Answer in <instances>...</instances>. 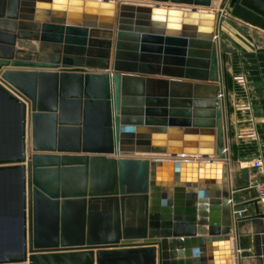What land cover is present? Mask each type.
Segmentation results:
<instances>
[{
	"label": "water",
	"instance_id": "obj_1",
	"mask_svg": "<svg viewBox=\"0 0 264 264\" xmlns=\"http://www.w3.org/2000/svg\"><path fill=\"white\" fill-rule=\"evenodd\" d=\"M132 1L0 0V112L19 129L0 264H234L216 34L264 0Z\"/></svg>",
	"mask_w": 264,
	"mask_h": 264
},
{
	"label": "crops",
	"instance_id": "obj_2",
	"mask_svg": "<svg viewBox=\"0 0 264 264\" xmlns=\"http://www.w3.org/2000/svg\"><path fill=\"white\" fill-rule=\"evenodd\" d=\"M140 1L143 3L149 2L147 0ZM216 9H218V3L215 4L214 10ZM230 12L232 17H229V15L225 13L224 18H232V22L235 21L234 25L237 26L238 29L233 26L232 23L226 21L223 23V17L222 20H220V27L222 25V30L229 34L227 37L229 38L230 44L228 45H230V48L234 46V49H236L235 51H229V58L231 54L236 53L238 60L241 61L243 68L248 74L258 122L261 154L264 159V17L242 6L240 3H237ZM50 50L51 49H49V51ZM1 108L0 157H6L17 152L19 129L17 125L16 108L10 105H4V107ZM239 151V147L235 145L232 159L228 162L231 174V188L236 201V207L246 209V216L235 218V225L232 231L231 240L235 245L234 264H264V217H254V215H256V204L254 203L256 195L255 190L248 185H239L235 182L238 176L234 171L236 167L242 166L241 158L248 156L251 150L248 151L245 149V152L242 150L244 155H241ZM169 158L173 157L170 156ZM243 163L245 165L249 164L248 162ZM233 176L237 178L234 180ZM257 176H262L259 170H255L254 175H249L250 179H254ZM4 177L8 180L9 185L11 183L13 189L17 188L18 190V198L15 200L16 208L13 207L14 210H11L15 212L19 200L18 177L5 175ZM259 209L264 215L260 207ZM8 221L12 223L14 229L17 227L14 221ZM10 248H12L11 245L7 247L5 245H3V247L2 245L0 246V250H4V252H6V249ZM237 249L245 250L240 251Z\"/></svg>",
	"mask_w": 264,
	"mask_h": 264
},
{
	"label": "built area",
	"instance_id": "obj_3",
	"mask_svg": "<svg viewBox=\"0 0 264 264\" xmlns=\"http://www.w3.org/2000/svg\"><path fill=\"white\" fill-rule=\"evenodd\" d=\"M113 2H124L125 0H108ZM129 1V0H127ZM141 2V1H140ZM214 10V9H213ZM218 9L214 10L217 11ZM216 36L220 37V31ZM220 41V39H219ZM234 54H231L230 62L226 61L227 75L230 78V84L227 88L222 79V89L219 93L225 107V122L227 141L225 150L229 155V161L233 156L234 146L239 147V153L244 155V150H251L248 156L241 158L242 163L248 162L250 167L259 170L262 176L254 178L248 185L255 190V200L258 202L261 211L264 213V159L261 154L260 137L258 131V122L255 113V106L252 97V90L248 79V74L243 68L241 61L234 60ZM242 150L244 152H242ZM228 161V162H229ZM235 218L246 216L245 208H237L236 201L231 198ZM232 237V236H231ZM245 250V249H237ZM232 251L235 255V245L232 243Z\"/></svg>",
	"mask_w": 264,
	"mask_h": 264
},
{
	"label": "rangeland",
	"instance_id": "obj_4",
	"mask_svg": "<svg viewBox=\"0 0 264 264\" xmlns=\"http://www.w3.org/2000/svg\"><path fill=\"white\" fill-rule=\"evenodd\" d=\"M129 1L134 2L132 0H129ZM124 2H127V0H125ZM140 3H143V2H140ZM232 8L233 7H227V9L225 10V13L228 14L229 17H232L230 15L231 13L230 11H232ZM200 10H203V8H200ZM224 17L225 16H223V21H222L223 23L226 21V22L232 23L233 26H235L234 25L235 21L232 22L231 20L232 18H229V17L224 18ZM235 27L238 29L237 26ZM219 31H220V37H219L220 48H221L222 55L223 57L225 56L226 61L230 62L228 53H230L229 51H235L236 49H234L235 48L234 46L230 48V45H228L230 44L229 38L227 37L229 36V34H227V32H225L224 30H222V25L220 27V24H219ZM233 58L234 60H238V56L236 53L233 55ZM242 166L236 167L234 172L237 174L238 178L236 176L235 177L233 176V178L234 180L235 178H237L235 182L239 185H250L254 179L253 178L250 179L249 175H254L255 170L252 167H250V164L245 165L244 163H242ZM17 191H18L17 188L13 189V186L11 185V183L9 185L8 180L6 179V177H4V175H0V246L2 245V247L3 245L7 247L12 244L13 238L15 237L14 236L15 230H17V228L14 229L12 223H10L6 219L8 217L2 216L3 214H11V212H13L11 210H14L13 207H15V204H16L15 200H17L18 198Z\"/></svg>",
	"mask_w": 264,
	"mask_h": 264
},
{
	"label": "bare ground",
	"instance_id": "obj_5",
	"mask_svg": "<svg viewBox=\"0 0 264 264\" xmlns=\"http://www.w3.org/2000/svg\"><path fill=\"white\" fill-rule=\"evenodd\" d=\"M138 1H140V0H138ZM217 3H219V2H217ZM200 8H203V10H201V11H206V10H213V8L211 7H209V8H206V7H200ZM138 155H143V156H145V154L144 153H138ZM147 155V154H146ZM151 155V154H150ZM153 156L154 157H156V156H162L163 157V155H154L153 154ZM170 156H172V155H170ZM170 156H168V158L170 157ZM147 157H151V156H147ZM164 157H167L166 155L164 156ZM178 157H180V158H184V157H187V158H189V159H191V161H202V160H205L204 158H202V157H200V156H198V155H193V156H178ZM214 156H211V157H209V158H213ZM175 158H177V157H173V158H170L171 160H174ZM213 159H217V158H213ZM220 162H222V161H220ZM223 163V162H222ZM7 220H12L11 218H7ZM15 220V219H14ZM129 221H132L131 219H129ZM132 223V222H131ZM229 244H230V246H229V252H230V254H231V262H233V263H235V255H234V253H233V251H232V240L229 242ZM13 245V246H12ZM14 246H17V244L15 243V241H14V239H13V242H12V244H11V247L12 248H10V249H6L5 251L7 252V251H11L12 249L14 250V249H16V247L15 248H13ZM2 253H4V250H0V254L2 255Z\"/></svg>",
	"mask_w": 264,
	"mask_h": 264
},
{
	"label": "trees",
	"instance_id": "obj_6",
	"mask_svg": "<svg viewBox=\"0 0 264 264\" xmlns=\"http://www.w3.org/2000/svg\"><path fill=\"white\" fill-rule=\"evenodd\" d=\"M228 83L230 84V78H228Z\"/></svg>",
	"mask_w": 264,
	"mask_h": 264
}]
</instances>
